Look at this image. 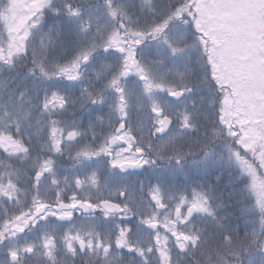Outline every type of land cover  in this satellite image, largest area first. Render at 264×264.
Listing matches in <instances>:
<instances>
[{"label":"snow or ice","instance_id":"snow-or-ice-1","mask_svg":"<svg viewBox=\"0 0 264 264\" xmlns=\"http://www.w3.org/2000/svg\"><path fill=\"white\" fill-rule=\"evenodd\" d=\"M0 149V264H264V0H0Z\"/></svg>","mask_w":264,"mask_h":264},{"label":"trees","instance_id":"trees-1","mask_svg":"<svg viewBox=\"0 0 264 264\" xmlns=\"http://www.w3.org/2000/svg\"><path fill=\"white\" fill-rule=\"evenodd\" d=\"M0 152H2V149H0ZM68 195L70 196L71 195V192H69ZM77 215H79V214H77ZM69 227H70V225L65 224V230H67ZM69 264H71V261H69Z\"/></svg>","mask_w":264,"mask_h":264},{"label":"water","instance_id":"water-1","mask_svg":"<svg viewBox=\"0 0 264 264\" xmlns=\"http://www.w3.org/2000/svg\"><path fill=\"white\" fill-rule=\"evenodd\" d=\"M138 171V170H137Z\"/></svg>","mask_w":264,"mask_h":264}]
</instances>
